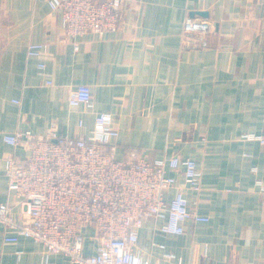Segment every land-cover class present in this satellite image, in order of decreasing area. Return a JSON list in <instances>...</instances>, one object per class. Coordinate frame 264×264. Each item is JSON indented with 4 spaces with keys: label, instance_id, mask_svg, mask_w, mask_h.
I'll list each match as a JSON object with an SVG mask.
<instances>
[{
    "label": "crops",
    "instance_id": "1",
    "mask_svg": "<svg viewBox=\"0 0 264 264\" xmlns=\"http://www.w3.org/2000/svg\"><path fill=\"white\" fill-rule=\"evenodd\" d=\"M186 16L210 21V34L185 35ZM29 42H44L46 54L28 58ZM78 85L90 88L93 112L67 104L68 89ZM99 112L113 117L117 159L144 149L150 159H192L201 171L203 189L184 194L208 222L187 221L183 234L172 235L156 230L163 221H144L136 245L144 260L176 264L163 259L166 251L180 264H264L256 184L264 185V146L241 139L264 129V0H136L117 32L75 38L45 0H0V203H12L16 218L21 209L2 160L13 149L3 136L85 137ZM14 152L29 154L24 145ZM169 174L182 185L181 175ZM2 234L0 224V264H74L62 254L45 262L41 244L5 243ZM81 234L83 253L94 254L93 230L83 226Z\"/></svg>",
    "mask_w": 264,
    "mask_h": 264
},
{
    "label": "built area",
    "instance_id": "2",
    "mask_svg": "<svg viewBox=\"0 0 264 264\" xmlns=\"http://www.w3.org/2000/svg\"><path fill=\"white\" fill-rule=\"evenodd\" d=\"M134 1L45 0L52 12L59 13L60 28L70 38L117 32L123 10ZM182 30L185 35L207 36L212 23L186 16ZM46 52L44 42L27 45L28 58L40 59ZM37 68L42 70L45 64L39 62ZM66 101L70 107L93 112L86 85L69 88ZM93 117L91 134L85 137H66L55 131L43 136L19 132L3 136L13 149L2 159L7 189L17 199L21 217H15L9 201L0 203L2 240L16 243L24 237L41 244L45 262L50 255L62 254L74 264H157L144 260L137 249L138 230L144 221L159 220L163 221L156 227L159 233L181 235L187 221L208 222L191 211L184 194L203 189L201 171L192 159H150L144 149L130 150L117 159L114 139L118 131L112 115L99 112ZM241 139L264 146V129L259 134L244 133ZM21 145L29 150L27 157L15 154ZM256 171L251 168L253 174ZM169 173L181 175L182 185ZM256 184L264 198V185L257 179ZM170 191L174 194L167 199ZM83 226L93 230L97 242L92 255L83 253ZM153 245L165 250L163 244ZM162 257L180 264L172 253L164 251Z\"/></svg>",
    "mask_w": 264,
    "mask_h": 264
}]
</instances>
